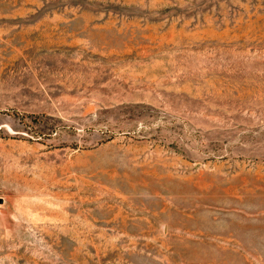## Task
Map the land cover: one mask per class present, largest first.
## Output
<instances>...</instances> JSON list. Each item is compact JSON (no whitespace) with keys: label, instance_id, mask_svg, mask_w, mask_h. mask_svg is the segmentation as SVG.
Listing matches in <instances>:
<instances>
[{"label":"rangeland","instance_id":"obj_1","mask_svg":"<svg viewBox=\"0 0 264 264\" xmlns=\"http://www.w3.org/2000/svg\"><path fill=\"white\" fill-rule=\"evenodd\" d=\"M0 264H264V0H0Z\"/></svg>","mask_w":264,"mask_h":264}]
</instances>
